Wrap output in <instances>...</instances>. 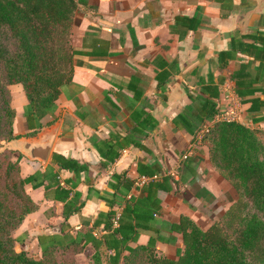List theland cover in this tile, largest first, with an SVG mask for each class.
<instances>
[{
    "label": "crops",
    "instance_id": "1",
    "mask_svg": "<svg viewBox=\"0 0 264 264\" xmlns=\"http://www.w3.org/2000/svg\"><path fill=\"white\" fill-rule=\"evenodd\" d=\"M73 1V70L53 110L25 120L21 86L8 87L17 139L5 147L19 177H32L24 191L34 205L12 233L15 249L37 259V238L75 240L84 244L76 264H122L152 239L157 255L174 259L179 218L205 230L236 200L209 162L206 130L228 120L264 132V0ZM23 144L47 146L45 160ZM52 155L78 167L62 169ZM141 177L149 181L133 187ZM129 198L140 226L131 216L132 239L115 250L121 236L109 240L97 215L118 218Z\"/></svg>",
    "mask_w": 264,
    "mask_h": 264
},
{
    "label": "trees",
    "instance_id": "2",
    "mask_svg": "<svg viewBox=\"0 0 264 264\" xmlns=\"http://www.w3.org/2000/svg\"><path fill=\"white\" fill-rule=\"evenodd\" d=\"M76 8L73 0H0V141L17 139L12 134L14 111L10 107L9 86H21L26 100L23 117L28 120L51 112L60 89L70 82L74 50L69 45V34ZM241 47L238 48L245 50L248 46ZM258 51L264 55V48ZM203 140L208 143L211 166L231 185L237 194L236 200L205 230L186 218H179L177 231L182 248L176 251L174 259L157 255L155 242L149 239L145 246L127 250L122 264H138V261L145 264H251L264 254V220H261L264 218V149L252 130L229 121L214 123L206 130ZM12 155L13 152L9 153L3 171V178H7L9 184L0 188V264H76L74 255L84 244L79 246L75 240L44 245L39 237L37 259L26 251H16L15 243L21 240L13 238L12 233L34 205L24 191L32 177H19L17 161ZM51 160L62 169L78 167L75 162L55 155ZM12 171L16 174L14 180L9 177ZM3 178L0 176V180ZM113 178L116 183H122L124 193H120L126 196L131 184L123 173ZM5 199L12 206L7 205ZM135 204L132 198L124 201L118 218L112 212L97 215V221L106 222L109 240L115 242V236H121L122 241L115 250L132 239L131 234L126 235L131 233V216L137 220L134 225L140 226ZM250 207L261 214H250ZM114 220L117 226L111 230ZM89 238L86 241H90ZM111 260H118V251Z\"/></svg>",
    "mask_w": 264,
    "mask_h": 264
},
{
    "label": "rangeland",
    "instance_id": "3",
    "mask_svg": "<svg viewBox=\"0 0 264 264\" xmlns=\"http://www.w3.org/2000/svg\"><path fill=\"white\" fill-rule=\"evenodd\" d=\"M17 88L20 90V93H21V96L23 97V93L21 91V88L19 86H17ZM24 101V100H23ZM1 102V101H0ZM3 106V105H2ZM254 133H255V137H256V140L257 142L259 143V145L262 146V148L264 149V132L263 131H255V130H252ZM13 152V150L11 149H7V147H5V141H0V153H2V157L0 156V176L3 178V171L5 169V166H6V162L9 160V153ZM9 177L11 179L14 180V178H16V174L15 172H11V174L9 175ZM9 184V180L6 178L3 180H0V188L4 186H8ZM4 192V191H3ZM236 198H237V194H236ZM7 205H10L12 206L6 199L4 200ZM251 208V207H250ZM250 214H257V212H255L252 208L250 210ZM261 213H258L257 215L259 216ZM261 220H264L261 219ZM74 259V258H73ZM138 264H145L144 262H140L139 261L137 262ZM251 264H264V254L263 255H259L257 257V259L254 261V262H251Z\"/></svg>",
    "mask_w": 264,
    "mask_h": 264
},
{
    "label": "water",
    "instance_id": "4",
    "mask_svg": "<svg viewBox=\"0 0 264 264\" xmlns=\"http://www.w3.org/2000/svg\"><path fill=\"white\" fill-rule=\"evenodd\" d=\"M22 148L26 152V156L30 159H39L44 161L48 152V147H31L28 144H23Z\"/></svg>",
    "mask_w": 264,
    "mask_h": 264
},
{
    "label": "built area",
    "instance_id": "5",
    "mask_svg": "<svg viewBox=\"0 0 264 264\" xmlns=\"http://www.w3.org/2000/svg\"><path fill=\"white\" fill-rule=\"evenodd\" d=\"M228 121V120H227ZM230 122V121H229ZM149 181V178H146V177H141V178H138L136 179L134 182H133V187L135 188H140L142 187L144 184H146L147 182ZM116 224V221L114 220L113 221V225Z\"/></svg>",
    "mask_w": 264,
    "mask_h": 264
}]
</instances>
